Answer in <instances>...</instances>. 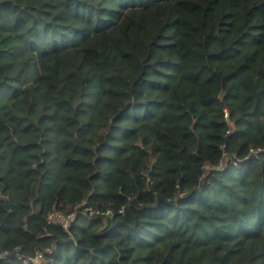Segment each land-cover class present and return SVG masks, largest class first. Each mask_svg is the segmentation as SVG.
<instances>
[{
    "label": "trees",
    "instance_id": "16d2710c",
    "mask_svg": "<svg viewBox=\"0 0 264 264\" xmlns=\"http://www.w3.org/2000/svg\"><path fill=\"white\" fill-rule=\"evenodd\" d=\"M37 249L264 264V0H0V251Z\"/></svg>",
    "mask_w": 264,
    "mask_h": 264
},
{
    "label": "built area",
    "instance_id": "2783aa9c",
    "mask_svg": "<svg viewBox=\"0 0 264 264\" xmlns=\"http://www.w3.org/2000/svg\"><path fill=\"white\" fill-rule=\"evenodd\" d=\"M91 212H93L92 210H90ZM49 220L51 221H57L61 224V226L63 228H67L69 222L73 219V214L70 213L69 215H64L61 212L55 211L52 212L49 216H48ZM8 256H13L14 258H16L17 260H20L23 264H44V252L41 250H35L33 254H22L19 253L18 251H7V250H3L0 251V260L1 259H5Z\"/></svg>",
    "mask_w": 264,
    "mask_h": 264
}]
</instances>
